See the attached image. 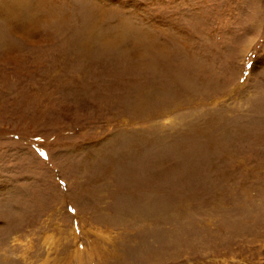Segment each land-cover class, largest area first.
Returning <instances> with one entry per match:
<instances>
[{
  "label": "rangeland",
  "instance_id": "374dc122",
  "mask_svg": "<svg viewBox=\"0 0 264 264\" xmlns=\"http://www.w3.org/2000/svg\"><path fill=\"white\" fill-rule=\"evenodd\" d=\"M6 1L0 264H264V0Z\"/></svg>",
  "mask_w": 264,
  "mask_h": 264
},
{
  "label": "bare ground",
  "instance_id": "6f19581e",
  "mask_svg": "<svg viewBox=\"0 0 264 264\" xmlns=\"http://www.w3.org/2000/svg\"><path fill=\"white\" fill-rule=\"evenodd\" d=\"M7 3H5V5H4V2H3V4L1 5L2 7H3V9H4V11L7 13V14H9V16H10V18L12 19V22L10 23V25L13 27V25L14 26H16L17 28H19V27H22V25L24 26L25 25V23H26V21H25V19L26 20H28V19H34V16H35V12L33 11V10H35V8L37 7H35V5L34 4H32L33 6H31V5H28V3L30 2V1H28V0H12V2H9V1H6ZM40 2V1H39ZM1 8V7H0ZM26 8H29L30 9V15H25V14H22L21 15V10H22V12H23V9L25 10ZM2 9V10H3ZM29 11V10H28ZM25 12V11H24ZM27 12V11H26ZM48 13V12H47ZM13 18L15 19L16 18V20H15V22H13ZM29 21V20H28ZM32 21V20H31ZM25 22V23H24ZM23 34H25V32L23 33ZM29 36V35H28ZM31 37V36H30ZM31 39V38H30ZM120 43V42H119ZM122 44V43H121Z\"/></svg>",
  "mask_w": 264,
  "mask_h": 264
}]
</instances>
